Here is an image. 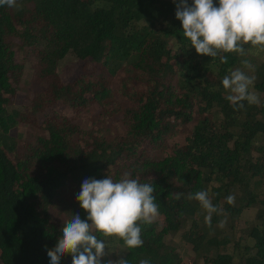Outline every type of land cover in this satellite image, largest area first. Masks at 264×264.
Segmentation results:
<instances>
[{"label":"trees","instance_id":"trees-1","mask_svg":"<svg viewBox=\"0 0 264 264\" xmlns=\"http://www.w3.org/2000/svg\"><path fill=\"white\" fill-rule=\"evenodd\" d=\"M17 2L0 6V264H50L64 222L86 219L82 182L125 172L152 184L159 215L140 248L109 238L102 264H264V52L198 55L179 0ZM67 53L80 67L62 81ZM236 69L259 105L225 99ZM204 190L210 226L189 199Z\"/></svg>","mask_w":264,"mask_h":264},{"label":"clouds","instance_id":"clouds-1","mask_svg":"<svg viewBox=\"0 0 264 264\" xmlns=\"http://www.w3.org/2000/svg\"><path fill=\"white\" fill-rule=\"evenodd\" d=\"M176 3V0H173ZM0 6L19 8L17 0H0ZM175 18L180 21L183 36L198 55L220 58L227 63L223 54L245 55L249 46L252 55L264 52V0H179ZM246 68L254 71V66L243 61ZM255 76L236 69L222 79L223 88L230 94L225 97L233 108L259 105V94L254 90ZM152 184L141 183L139 178H131L125 172L119 180L107 175L104 179H85L76 201L86 213V219L72 214L64 222L61 235L55 247L47 250L50 264H59L65 254L71 256V264H102L101 258L109 251V238L123 241L125 249L143 246L140 223L150 224L159 215L154 202ZM179 200L182 193L175 194ZM189 199L198 201L206 210L205 217L211 225L213 213L221 211L214 206L209 191H199ZM228 201L233 196L226 197ZM112 252V251H109ZM107 264H127V260L107 261ZM138 264H150L142 258Z\"/></svg>","mask_w":264,"mask_h":264},{"label":"rangeland","instance_id":"rangeland-1","mask_svg":"<svg viewBox=\"0 0 264 264\" xmlns=\"http://www.w3.org/2000/svg\"><path fill=\"white\" fill-rule=\"evenodd\" d=\"M78 67H80L78 60L71 53H67L58 63L57 74L59 79L62 81L68 80ZM248 214L251 216V212H248ZM186 260H188L187 257L184 259V262Z\"/></svg>","mask_w":264,"mask_h":264},{"label":"built area","instance_id":"built-area-1","mask_svg":"<svg viewBox=\"0 0 264 264\" xmlns=\"http://www.w3.org/2000/svg\"><path fill=\"white\" fill-rule=\"evenodd\" d=\"M183 264H194L191 260H186ZM196 264H200V263H196Z\"/></svg>","mask_w":264,"mask_h":264}]
</instances>
